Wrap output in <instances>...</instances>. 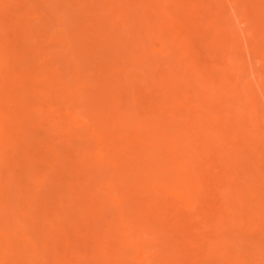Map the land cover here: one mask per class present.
I'll use <instances>...</instances> for the list:
<instances>
[{"label": "bare ground", "instance_id": "6f19581e", "mask_svg": "<svg viewBox=\"0 0 264 264\" xmlns=\"http://www.w3.org/2000/svg\"><path fill=\"white\" fill-rule=\"evenodd\" d=\"M0 264H264V0H0Z\"/></svg>", "mask_w": 264, "mask_h": 264}]
</instances>
